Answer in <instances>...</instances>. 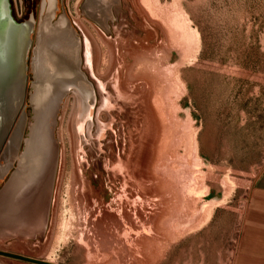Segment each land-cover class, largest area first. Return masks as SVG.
<instances>
[{
	"label": "rangeland",
	"instance_id": "obj_1",
	"mask_svg": "<svg viewBox=\"0 0 264 264\" xmlns=\"http://www.w3.org/2000/svg\"><path fill=\"white\" fill-rule=\"evenodd\" d=\"M81 1L64 0L56 17L64 8L88 38L90 57L79 33L95 111L102 83L135 116L109 120L80 161L69 97L46 235L0 250L52 264H233L264 170V0H122L110 35L81 17ZM164 167L184 172L183 188H161Z\"/></svg>",
	"mask_w": 264,
	"mask_h": 264
},
{
	"label": "bare ground",
	"instance_id": "obj_2",
	"mask_svg": "<svg viewBox=\"0 0 264 264\" xmlns=\"http://www.w3.org/2000/svg\"><path fill=\"white\" fill-rule=\"evenodd\" d=\"M48 4L49 8L47 10V15L48 17H52L56 7V1L48 0ZM46 24L47 23H43L39 27L37 37L38 46L35 49L32 62L36 83L33 85L31 95L34 119L30 122V133L24 140V149L20 154H17L16 156L11 154L6 159V170L0 175L4 176L11 169L14 160L18 159L19 170L14 172L10 186L5 190L6 194L7 192H9V194L11 192L12 196L14 199H17V201L13 206L7 201H5L4 204H0V246L5 241L12 239H18L24 242L28 239H33L36 234H41V236L46 235L45 233L48 230L50 221L49 211L53 200L58 170L56 163L53 169L51 164L55 158L54 155L56 148L52 134L57 123L56 117L59 105L64 97L67 96L66 100H68L70 96H73L75 101L73 108L75 112L74 120L72 115L67 127V136L71 145L74 146L75 139L76 142L78 141L79 143L82 141V129L85 119L88 116V112H86L87 109H89L88 104H93L95 102V96L93 95L91 87L80 80L77 81V79L65 78L58 72L61 59L60 54L56 49V41L61 40L66 34L61 30L62 28L57 31L49 30L46 28ZM89 48L90 45L87 44L86 53L88 56L89 52H91L88 50ZM69 89H71L70 92H68ZM125 98L127 99L126 96ZM131 107L133 109L134 106ZM133 112H135L134 109ZM137 167L138 170L140 167L139 165ZM166 167L161 170L163 173L167 174L169 179H161L162 181L159 180L161 188L171 191L169 186L167 188L166 181L169 180L174 183H179V186L181 185L183 188L185 181L183 180V182L179 180V178L187 180L184 172H182V170L178 172L170 168L167 169ZM74 176V181L76 182V180H78L77 174L75 173ZM137 176L138 172L136 171L135 177L137 178ZM138 181L140 184L138 185L139 188L137 187V191L140 194L142 193V189H147V187L145 186L146 183H142L139 179ZM36 199L38 207L41 203L42 216L41 219L39 218L40 220L38 219L39 221L37 220L38 224L33 225L31 218H33L32 213ZM28 200L31 202L30 213L27 211ZM24 211L26 212L23 218L22 213ZM28 217L30 218V221Z\"/></svg>",
	"mask_w": 264,
	"mask_h": 264
},
{
	"label": "water",
	"instance_id": "obj_3",
	"mask_svg": "<svg viewBox=\"0 0 264 264\" xmlns=\"http://www.w3.org/2000/svg\"><path fill=\"white\" fill-rule=\"evenodd\" d=\"M55 1L56 7L52 17L47 15L48 0H42L38 21L31 16L29 20L19 22L13 15L11 0H0V164H4L11 154L14 156L20 154L25 147L24 135L26 131H28L27 137L30 133L26 110L28 107L31 108L34 119L31 95L36 80L32 62L38 46L37 37L41 24L47 23L46 28L49 30L57 31L62 28L61 30L66 34L61 40L56 41V49L61 59L58 72L65 78L80 80L91 87L95 96L94 108L96 107V92L92 87L94 85L89 81L82 67V37L85 39V46L89 42L88 38L77 23L68 17L64 8L62 14L56 17L58 3L57 0ZM78 11L86 21L92 23L104 34L110 35L118 22L119 15L123 14L122 0H82ZM80 32L83 33L82 37ZM66 97L59 105L57 123L52 134L56 148L54 155L56 159L54 158L51 164L52 169L55 163L58 167L60 152L56 131ZM11 170L13 173L19 170L18 159L14 160L9 172ZM0 256L29 264H52L1 250Z\"/></svg>",
	"mask_w": 264,
	"mask_h": 264
},
{
	"label": "flooded vegetation",
	"instance_id": "obj_4",
	"mask_svg": "<svg viewBox=\"0 0 264 264\" xmlns=\"http://www.w3.org/2000/svg\"><path fill=\"white\" fill-rule=\"evenodd\" d=\"M63 1L64 0H57L58 5L59 4L61 5L63 3ZM11 4H12V9H13V15L18 21L25 22V21L29 20L31 18V16H33L35 18V20L38 21L37 19L39 17L40 6L42 4V0H11ZM88 63H89V61H88ZM93 88H94V86H93ZM98 88H100V102H99L100 105L98 107L99 110L96 109L97 110V113H96L94 105L90 104V103L88 104L89 105V111H90L88 114L89 118L86 117L85 122L83 124L84 125L83 129H82L83 130V136L82 137L84 139L81 137L82 141L80 143L78 142V144H77L80 161L83 158L82 152H83V149L85 146L84 144L88 142V139L93 141L94 139L97 138L96 143H97L98 147L101 148L100 140L104 139V137L106 136L107 130L110 129L112 126V122L113 123H115V122L122 123L123 120H125V122H127L128 120L131 121L132 116H134V112H133V109H132L130 103H126L119 96H116V97L112 96V94L110 93V90H108L105 87V84L102 86V83H101L98 86ZM96 100H97V96H96ZM102 114H105L107 116L106 121H104V120L102 121L100 119V116ZM114 114H115V116H114ZM118 114H119V116H118ZM119 117H120V119H119ZM95 120H96V122H95ZM109 120L112 122H109ZM95 128H96V133L93 134ZM110 130H112V129H110ZM86 133L88 135V137H86V138H88V139L85 138ZM83 161H84V158H83ZM119 165H120V166H118L119 169L117 168V170H119L118 172H120L121 171L120 169L123 168L122 162ZM6 167H7V165H5V163L0 164V175L2 174V172H4L6 170ZM13 174H14L13 170H11L10 172L8 171L4 176H0V204H4L5 201H7V202L11 203V206H13L14 203L17 201V199H14L11 192H10V194H9V192H7V194L5 193L6 188L7 187L9 188V186H10V182H11ZM27 203H28V210L27 211H28V213H30L31 202L28 200ZM25 212L26 211H24L22 213L23 218H24ZM32 214H33V218H31V222L33 223V225H36V224H38L37 220L39 218L41 219V216H42V206L40 203V205L38 207L37 199L34 202V208H33ZM29 221H30V218H29ZM38 236H41V234H36V236L34 238H36ZM19 241H21V240H19ZM8 253H10V252H8ZM7 261L12 262L14 260L7 259V258L0 256V263L1 264H2V262H3V264H7Z\"/></svg>",
	"mask_w": 264,
	"mask_h": 264
},
{
	"label": "crops",
	"instance_id": "obj_5",
	"mask_svg": "<svg viewBox=\"0 0 264 264\" xmlns=\"http://www.w3.org/2000/svg\"><path fill=\"white\" fill-rule=\"evenodd\" d=\"M233 264H264V170L249 197Z\"/></svg>",
	"mask_w": 264,
	"mask_h": 264
}]
</instances>
